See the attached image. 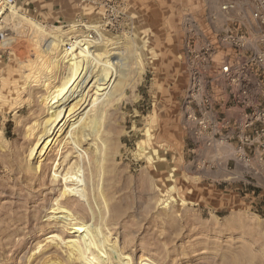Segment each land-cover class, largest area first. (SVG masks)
<instances>
[{
    "label": "rangeland",
    "instance_id": "1",
    "mask_svg": "<svg viewBox=\"0 0 264 264\" xmlns=\"http://www.w3.org/2000/svg\"><path fill=\"white\" fill-rule=\"evenodd\" d=\"M222 1L16 0V13L2 11L0 33L15 42L0 48V264L66 262V239L75 236L50 218L59 215L54 199L63 189L51 179L52 161L69 151L72 161L76 153L52 142L39 178L27 166L36 160L28 154L52 90L43 81L56 80L38 43L62 31L82 35L81 24L93 23L111 51L125 50L119 67L127 69L123 94L105 108L99 127L105 159L95 179L113 215L102 226L111 255L125 244L132 264L142 255L153 264H264V157L195 156L182 128L186 38L192 24L214 37L207 18ZM62 200L86 208L75 196ZM76 212L94 224L87 210Z\"/></svg>",
    "mask_w": 264,
    "mask_h": 264
},
{
    "label": "bare ground",
    "instance_id": "2",
    "mask_svg": "<svg viewBox=\"0 0 264 264\" xmlns=\"http://www.w3.org/2000/svg\"><path fill=\"white\" fill-rule=\"evenodd\" d=\"M97 27L94 23L87 25V28L97 32V38H83L69 51L65 45L75 36L64 31L51 34L38 43L39 51L48 60L56 80L48 83L47 78L43 79L44 86L50 84L52 90L46 95V115L40 122V130L34 135L28 154L29 161L35 157L36 160L27 166L39 178L44 170L42 156L52 149V142L69 144L76 153V159L72 161L68 159L71 151L60 162L59 158L52 161L51 179L54 182L61 180L63 189L59 193L60 197L54 199L59 215L51 213L50 218L59 224L60 231L69 229L75 236L66 239L67 258L64 264H116L119 257L126 260L125 264H132L125 244L118 249L117 254L111 255L106 247L108 236H105L102 229L113 215L102 186L95 179L98 172L102 171L105 159V140L99 128L100 119L105 108L123 94L127 69L119 67L126 66L122 61L125 60V56H122L125 50L111 51L108 47L110 42ZM5 36L6 34L0 33V48L15 42L14 38ZM118 54L121 57H117ZM62 133H65L64 140L58 139ZM55 135L57 136L54 138ZM67 195L85 201L86 208L82 205L73 207L67 200L63 201ZM77 209L87 210L92 214L94 224L78 218ZM245 224L253 232L261 231L256 222L246 219ZM53 237L61 239L58 233ZM258 250L263 256L264 245L259 244ZM167 256L169 255H164V261ZM141 257L138 264H153L146 256ZM233 257L238 260L236 256Z\"/></svg>",
    "mask_w": 264,
    "mask_h": 264
},
{
    "label": "built area",
    "instance_id": "3",
    "mask_svg": "<svg viewBox=\"0 0 264 264\" xmlns=\"http://www.w3.org/2000/svg\"><path fill=\"white\" fill-rule=\"evenodd\" d=\"M15 2L0 0V14ZM99 4L114 5V0H99ZM209 17L214 37L192 24L186 38L188 79L180 103L182 128L195 156L236 158L247 163L253 158L261 160L264 0H223ZM87 25L81 24L86 32L73 35L65 45L68 51L83 38H97V32Z\"/></svg>",
    "mask_w": 264,
    "mask_h": 264
}]
</instances>
